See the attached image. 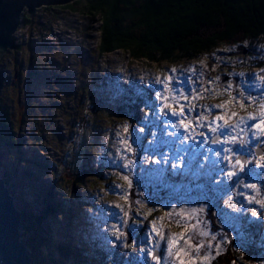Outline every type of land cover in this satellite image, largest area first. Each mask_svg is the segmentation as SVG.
<instances>
[{
  "label": "rangeland",
  "instance_id": "1",
  "mask_svg": "<svg viewBox=\"0 0 264 264\" xmlns=\"http://www.w3.org/2000/svg\"><path fill=\"white\" fill-rule=\"evenodd\" d=\"M73 6L76 10L55 5L37 8L34 17H28L18 27L14 47L9 52L13 60L11 67L17 66L19 72L15 82L6 79L0 91L4 97L0 117L8 108L15 134L25 140L21 149L39 164L26 162L20 165L16 149L9 154L4 150L5 146L1 147L3 163L7 164L12 180L10 193L15 201L19 206L22 204V208L37 213L51 198L74 202V229L68 224L69 219L62 217V212L58 211L56 216L54 213L52 218L63 219L66 235L94 241V247L100 248L105 259L95 264H111L110 257H115V264H130L128 253L136 258L134 264H139V257L146 264H173L167 258L172 247L174 251L183 247L184 253L193 260L192 264H211L222 253L217 239L222 246L223 242L234 239H238L235 241L237 246H252L255 240L242 224L246 218L263 219L264 225V186L259 180L264 179V174L259 177L264 172V155L250 153L255 172L249 173L246 168L240 170L238 161L251 143L255 147L258 141H264V66H248L249 58L256 59L255 55H233L238 44L220 47L221 53L214 54L212 65L207 56H200L176 64L164 62L157 67L146 60H132L122 49L100 56L97 48L99 19L83 11L84 2ZM36 47L43 48L37 50ZM32 54L36 64L31 72L37 74L30 81ZM8 71L6 75L10 77ZM228 73L239 76L236 85L222 82V76ZM106 75L111 76L109 95L95 99V92L90 97L91 91H97L96 83H106ZM120 82L126 87L135 85L136 90L142 91L139 95L150 91L152 95L148 100L153 102V111L141 107V103L138 106L141 108H134L133 116L117 118L104 113L114 109L111 105L119 99L131 104L130 95L121 85L120 94L115 92ZM101 104L106 107L99 111ZM179 107L185 111H178ZM186 114L196 120L198 130L178 124V118ZM152 117L159 119L154 130L142 126L141 120ZM133 125L137 128L133 129ZM84 132L88 133L85 145L93 146V140L98 144L86 156L84 165L88 176L83 185H78L75 180L85 171L75 148L80 141L79 135ZM239 132L236 137L234 134ZM219 133L220 138L213 141L212 136ZM162 137L164 142L158 140ZM232 138L241 142H233ZM138 149L145 162L156 168L149 169L152 179L147 177L135 188L138 175L133 171V158ZM223 158L228 162L233 159L230 169L216 167ZM144 164L141 162L137 166L144 167ZM208 164L215 168H206ZM175 175L181 179L178 186L170 180ZM205 176L214 177L210 189H217L214 201L213 192H210L208 204L204 202V190H209L203 179ZM154 180L159 185L151 184ZM74 188L77 194L73 193ZM38 191L45 196L43 201L36 198L34 192ZM165 191L167 194L163 195ZM234 191L244 203L240 208L233 203V198H229ZM20 195L29 201L19 202L22 201ZM30 196L33 202H30ZM77 198L94 201V206L81 205ZM143 198L149 200L152 208L142 206ZM217 206L221 209L213 216L226 228L221 231L213 229L214 221L209 217L210 211ZM148 208L156 210L155 218L145 216ZM127 226L139 229L140 246L126 243ZM159 228H163L164 237L153 234L155 241L159 237L165 245L167 240L178 237L163 254L164 262L161 258L154 262L150 253L155 243L146 240L149 233ZM61 237L68 241V236ZM77 239L76 243L79 242ZM194 248L196 252L190 253ZM243 249L240 251L244 252ZM252 260L253 264H264V253L263 257Z\"/></svg>",
  "mask_w": 264,
  "mask_h": 264
},
{
  "label": "trees",
  "instance_id": "2",
  "mask_svg": "<svg viewBox=\"0 0 264 264\" xmlns=\"http://www.w3.org/2000/svg\"><path fill=\"white\" fill-rule=\"evenodd\" d=\"M81 2H84L83 11L97 17L101 23L100 55L122 49L132 59L146 60L158 67L164 62L176 64L203 54L212 65L215 62L214 54L221 53L220 47L246 43L250 50L245 56H256V59L249 58L248 66H264V0H77L59 7L76 10L73 4ZM27 19L25 15L23 21ZM3 101L4 97L0 95L1 107ZM132 105L117 101L112 107L115 110L103 112L110 117L133 116ZM101 107L105 106L101 105L99 111H102ZM3 112L4 116L0 118V142L2 137L8 139L6 136L9 134L10 143L21 160L23 155L17 147L20 141L15 135L10 111L7 108ZM87 135L85 132L79 135L80 141L75 148L82 162L92 147L85 145ZM85 177L86 174H80L77 181L83 183ZM42 218L23 212L21 235L31 251L32 264H69L70 250L53 244L42 233ZM247 224L253 226L252 222H246L244 226ZM258 226L254 229H258ZM213 229L218 230L219 226L214 223ZM216 242L222 253L211 264H233L235 258L253 259L248 253L249 248L246 245L237 246L235 239L223 242V246L219 244V239ZM241 248L245 251L241 252ZM56 249L59 254L54 257ZM177 251H172L169 261L188 264V254L182 251L177 255Z\"/></svg>",
  "mask_w": 264,
  "mask_h": 264
},
{
  "label": "water",
  "instance_id": "3",
  "mask_svg": "<svg viewBox=\"0 0 264 264\" xmlns=\"http://www.w3.org/2000/svg\"><path fill=\"white\" fill-rule=\"evenodd\" d=\"M75 0H0V57L12 48L24 15L33 17L42 6H62ZM235 53H246L239 45ZM234 54V53H232ZM225 77V76H224ZM264 151V146L257 150ZM22 214L4 177L0 174V264H31V251L21 239ZM128 242L132 234L128 233Z\"/></svg>",
  "mask_w": 264,
  "mask_h": 264
},
{
  "label": "snow or ice",
  "instance_id": "4",
  "mask_svg": "<svg viewBox=\"0 0 264 264\" xmlns=\"http://www.w3.org/2000/svg\"><path fill=\"white\" fill-rule=\"evenodd\" d=\"M262 107H264V105H262ZM222 117H218V119H221ZM251 119H255V117H250ZM262 131H264V129H262ZM234 142V141H233ZM193 228H195V226H192ZM176 239H178V237H173L172 239L169 240V244L171 245ZM188 239H191V236L188 237ZM187 243V241H186ZM199 247H203V245H200ZM199 250V248H197V251ZM184 251L183 248L178 249L177 251V255L179 254V252ZM171 255V252L169 253ZM180 264H184V261H181Z\"/></svg>",
  "mask_w": 264,
  "mask_h": 264
},
{
  "label": "bare ground",
  "instance_id": "5",
  "mask_svg": "<svg viewBox=\"0 0 264 264\" xmlns=\"http://www.w3.org/2000/svg\"><path fill=\"white\" fill-rule=\"evenodd\" d=\"M36 12H37V11H36ZM158 124H159V122H158ZM157 126H158V125H157ZM158 127H159V126H158ZM160 127H161V126H160ZM245 133H246V132H245ZM219 138H220V137H219ZM240 142H241V141H240ZM240 142H239V143H240ZM9 187H10V186H9ZM12 188H13V187H12ZM23 193H24V192H23ZM19 199L23 201V198H22L21 195H20ZM25 200H27V199H26V197L24 196V201H25ZM22 201H19V202H22ZM27 202H28V201H27ZM18 204H19V203H18ZM24 204H25V203H24ZM21 206H22V205H21ZM233 242H234V241H233ZM235 244H236V243H235ZM62 248H63V246H62ZM43 249H44V247H43ZM45 249H46V248H45ZM45 249H44V251H45ZM58 254H59V253H58ZM59 257H60V256H59ZM59 257H58V258H59ZM58 258H57V259H58ZM245 258H246V257H245ZM58 260H60V259H58ZM68 261H69V260H68ZM60 263H61V262H60Z\"/></svg>",
  "mask_w": 264,
  "mask_h": 264
}]
</instances>
